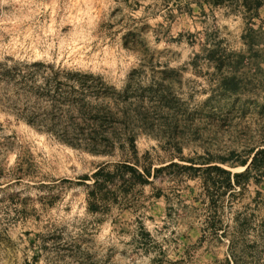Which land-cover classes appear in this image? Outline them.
I'll use <instances>...</instances> for the list:
<instances>
[{"label":"rangeland","instance_id":"rangeland-1","mask_svg":"<svg viewBox=\"0 0 264 264\" xmlns=\"http://www.w3.org/2000/svg\"><path fill=\"white\" fill-rule=\"evenodd\" d=\"M196 1L0 0V62L19 71L0 77V264H264L257 172L216 208L202 180L173 168L135 189L134 208L91 214L81 178L107 159L28 124L36 87L76 72L158 110L156 136L137 140L144 167L246 159L264 140V8L248 23Z\"/></svg>","mask_w":264,"mask_h":264},{"label":"trees","instance_id":"trees-1","mask_svg":"<svg viewBox=\"0 0 264 264\" xmlns=\"http://www.w3.org/2000/svg\"><path fill=\"white\" fill-rule=\"evenodd\" d=\"M195 3L200 8L208 5L229 9L232 14L242 12L248 23L259 19L260 10L264 8V0H198ZM250 31L255 32L253 29ZM250 46L253 47L254 43ZM211 59L212 56L209 57ZM37 67L45 66L36 63ZM47 69L53 68L48 66ZM12 71L18 76L17 69L9 71L0 62V77L8 76ZM63 73L54 71L45 87H36V124H28L38 133L52 136L72 149L107 159L92 175L81 178L91 182L87 185L89 213L103 215L112 206L134 208L137 202L135 189L151 185V179L173 168L190 171L192 179L202 180L210 208H216L227 192L236 188L243 191L249 187L253 172L259 174L256 183H261L264 177V140L243 160L234 159L233 155H208L199 160L179 158V163L170 161L157 169L144 167L138 156L137 140L140 135L156 136L154 127L157 123L153 112L158 110L147 109L144 97L136 99L130 91H93L94 87L79 79L81 75L76 72H67V81L63 82ZM40 119H49L51 123L38 122ZM237 167L245 170L233 173L232 169ZM156 198H161V195H156ZM142 236L149 238L150 233L144 230Z\"/></svg>","mask_w":264,"mask_h":264}]
</instances>
